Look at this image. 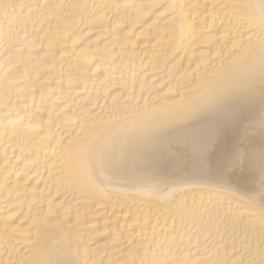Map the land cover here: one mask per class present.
I'll use <instances>...</instances> for the list:
<instances>
[{"label": "bare ground", "instance_id": "6f19581e", "mask_svg": "<svg viewBox=\"0 0 264 264\" xmlns=\"http://www.w3.org/2000/svg\"><path fill=\"white\" fill-rule=\"evenodd\" d=\"M0 264H264V0H0Z\"/></svg>", "mask_w": 264, "mask_h": 264}]
</instances>
